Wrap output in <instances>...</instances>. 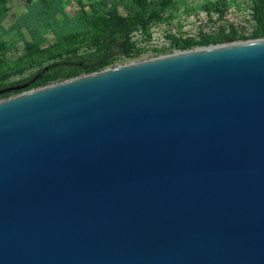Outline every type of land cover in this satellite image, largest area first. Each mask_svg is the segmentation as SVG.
Returning a JSON list of instances; mask_svg holds the SVG:
<instances>
[{
    "label": "water",
    "instance_id": "95a60500",
    "mask_svg": "<svg viewBox=\"0 0 264 264\" xmlns=\"http://www.w3.org/2000/svg\"><path fill=\"white\" fill-rule=\"evenodd\" d=\"M0 264H264V39L0 100Z\"/></svg>",
    "mask_w": 264,
    "mask_h": 264
},
{
    "label": "trees",
    "instance_id": "16d2710c",
    "mask_svg": "<svg viewBox=\"0 0 264 264\" xmlns=\"http://www.w3.org/2000/svg\"><path fill=\"white\" fill-rule=\"evenodd\" d=\"M73 1L78 4L81 16L78 11L73 17L66 16L70 0H27L25 10L7 28L4 21L11 8L10 1L0 0V88L13 77H20L11 83L13 88L29 85L24 90L6 91L0 100L108 69L119 59L138 58L142 51L136 48L132 34L142 30L150 37L151 25L166 20L177 0ZM250 8L253 31L249 35L229 25L217 33L203 34L199 40L172 36L173 47L189 51L264 39V0H250ZM204 9L223 18L228 3L220 0L206 4ZM11 33L24 44L23 53L15 59H9V54L17 49V44L5 39ZM31 70L35 72L25 77Z\"/></svg>",
    "mask_w": 264,
    "mask_h": 264
},
{
    "label": "rangeland",
    "instance_id": "374dc122",
    "mask_svg": "<svg viewBox=\"0 0 264 264\" xmlns=\"http://www.w3.org/2000/svg\"><path fill=\"white\" fill-rule=\"evenodd\" d=\"M17 4H14L10 8L8 17L4 21L5 27L9 28L14 22L16 17L25 10V3L27 0H16ZM99 0H92L91 2L97 3ZM220 0H177L176 5L168 13V16L165 21V26L156 32L155 41H160L161 37L165 34L168 35L167 43L172 45V39L169 35L185 39V38H195L199 40L203 34H214L217 33L221 28H228L229 25H234L237 27L238 31L244 32L246 35H249L253 31V21L251 18V8L250 0H227L228 10L224 14L223 18H220L219 13L212 12L208 13L204 6L209 3H215ZM79 10L78 4L75 1L70 0L67 5L66 13L67 17H73L76 11ZM80 11V10H79ZM78 11V14H79ZM81 16V13L79 14ZM159 27V28H160ZM158 28V27H157ZM155 32V31H154ZM27 35V34H26ZM166 37V36H165ZM5 39L15 42L17 44V49L12 51L9 54V59L18 58L23 53V42L19 41V37L11 33L6 36ZM53 41L52 37L50 38ZM146 43L145 46H148L151 42V39L143 38L142 43ZM243 42V41H242ZM164 43V42H162ZM240 43V42H236ZM161 42L158 44L160 45ZM234 44V43H229ZM163 46H166L165 44ZM167 48V47H165ZM201 47L195 48L199 49ZM193 49V50H195ZM176 47L171 46L168 48L166 53L151 52L146 50L136 59H119L113 65L108 68H114L134 62L145 61L161 56H166L174 53H180ZM35 72L31 70L25 74V77L29 76L31 73ZM20 77H13L6 83L13 86L11 83L19 80Z\"/></svg>",
    "mask_w": 264,
    "mask_h": 264
},
{
    "label": "built area",
    "instance_id": "2783aa9c",
    "mask_svg": "<svg viewBox=\"0 0 264 264\" xmlns=\"http://www.w3.org/2000/svg\"><path fill=\"white\" fill-rule=\"evenodd\" d=\"M165 21L166 20L151 25V27H150V37L146 36L145 33L142 30L135 31L132 34V41L135 43L136 48L139 49V50H141L142 53H144L146 50H148V51H151V52H156V54L160 53V51L168 50L169 47L171 48V46H173V44L171 45V44H168L167 43V39H166V38H168V35L167 34H165L164 36H162L161 39H160V41H155V38H154V36L156 37V32H158V30L161 29V27H164L165 26ZM172 36L173 35H169V37H172ZM146 37H147L148 40L151 39V42H148L149 43L148 46H145L146 45L145 42L142 43L143 38L146 39ZM173 37H175V36H173ZM160 42H161V44L158 45ZM162 42H164V43H162ZM231 43H234L235 44L236 42H231ZM164 44L166 46H163ZM165 47H167V48H165Z\"/></svg>",
    "mask_w": 264,
    "mask_h": 264
},
{
    "label": "flooded vegetation",
    "instance_id": "af4514ba",
    "mask_svg": "<svg viewBox=\"0 0 264 264\" xmlns=\"http://www.w3.org/2000/svg\"><path fill=\"white\" fill-rule=\"evenodd\" d=\"M10 85H6L5 87H2V88H0V92L1 91H4V90H7V89H9V88H13V86H11V87H9Z\"/></svg>",
    "mask_w": 264,
    "mask_h": 264
},
{
    "label": "crops",
    "instance_id": "0c3cea01",
    "mask_svg": "<svg viewBox=\"0 0 264 264\" xmlns=\"http://www.w3.org/2000/svg\"><path fill=\"white\" fill-rule=\"evenodd\" d=\"M10 1V6L13 7L14 4H17L16 0H9Z\"/></svg>",
    "mask_w": 264,
    "mask_h": 264
}]
</instances>
